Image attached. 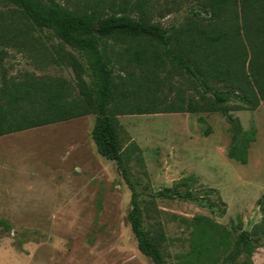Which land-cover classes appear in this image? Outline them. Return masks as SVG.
I'll list each match as a JSON object with an SVG mask.
<instances>
[{
    "label": "rangeland",
    "instance_id": "obj_1",
    "mask_svg": "<svg viewBox=\"0 0 264 264\" xmlns=\"http://www.w3.org/2000/svg\"><path fill=\"white\" fill-rule=\"evenodd\" d=\"M56 1L76 12L91 7L87 0ZM188 6L177 0H151L146 9L151 22L170 27L182 23ZM0 42V81L28 73L74 84V66L84 68L78 53L1 2ZM120 49L112 47L114 60ZM117 63L115 76L122 77ZM171 82L185 89L179 75ZM229 115L244 131L255 130L246 165L227 158L231 134L220 114L117 118L144 228L163 232L166 264L187 261L191 227L186 223L196 219L224 228L234 239L242 231L253 234L250 264H264V101L254 112ZM93 126L94 117L86 116L0 138V220L10 226L0 237V264H152L138 252L126 220L130 190L115 163L97 154ZM189 176L197 181L193 190L200 185L217 192L223 215L180 200L156 199L147 205L156 192ZM244 260L240 255L235 263ZM214 264H225L224 256Z\"/></svg>",
    "mask_w": 264,
    "mask_h": 264
},
{
    "label": "trees",
    "instance_id": "obj_2",
    "mask_svg": "<svg viewBox=\"0 0 264 264\" xmlns=\"http://www.w3.org/2000/svg\"><path fill=\"white\" fill-rule=\"evenodd\" d=\"M87 1L89 11L76 12L56 0H0L84 60V68L77 64L73 68L74 84L28 73L1 79L0 138L93 116L96 152L115 163L131 193L126 220L137 250L152 264H166L163 232L144 228L139 195L125 167L117 118L220 114L231 134L227 158L246 165L255 130L244 131L229 113L254 112L264 101V0H177L189 6L182 23L170 27L151 22L146 9L151 0ZM116 45L121 49L114 60L110 53ZM115 62L122 77L115 76ZM175 75L183 78L185 89L174 87ZM196 183L192 176L183 178L156 192L147 205L156 199L180 200L223 215L217 192L200 185L193 190ZM186 224L191 234L184 264H214L221 255L225 264H250L253 234L242 231L234 239L213 223L196 219ZM8 231L9 224L0 220V237ZM240 255L245 260L235 263Z\"/></svg>",
    "mask_w": 264,
    "mask_h": 264
}]
</instances>
